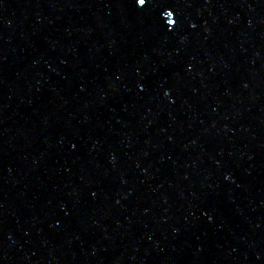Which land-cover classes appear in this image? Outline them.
<instances>
[{
    "label": "water",
    "instance_id": "95a60500",
    "mask_svg": "<svg viewBox=\"0 0 264 264\" xmlns=\"http://www.w3.org/2000/svg\"><path fill=\"white\" fill-rule=\"evenodd\" d=\"M0 264H264V0H0Z\"/></svg>",
    "mask_w": 264,
    "mask_h": 264
},
{
    "label": "snow or ice",
    "instance_id": "6c2138e0",
    "mask_svg": "<svg viewBox=\"0 0 264 264\" xmlns=\"http://www.w3.org/2000/svg\"><path fill=\"white\" fill-rule=\"evenodd\" d=\"M141 2H143V0H141Z\"/></svg>",
    "mask_w": 264,
    "mask_h": 264
}]
</instances>
